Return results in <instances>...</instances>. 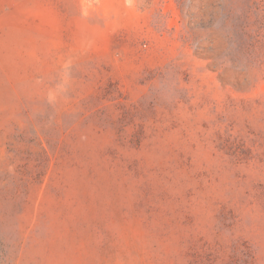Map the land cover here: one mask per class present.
<instances>
[{"label":"rangeland","instance_id":"374dc122","mask_svg":"<svg viewBox=\"0 0 264 264\" xmlns=\"http://www.w3.org/2000/svg\"><path fill=\"white\" fill-rule=\"evenodd\" d=\"M0 264H264V0H0Z\"/></svg>","mask_w":264,"mask_h":264}]
</instances>
